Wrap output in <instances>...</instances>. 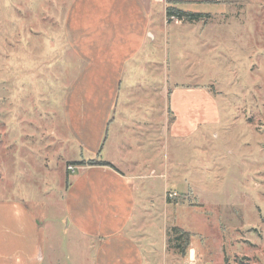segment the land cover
<instances>
[{"label":"crops","instance_id":"1","mask_svg":"<svg viewBox=\"0 0 264 264\" xmlns=\"http://www.w3.org/2000/svg\"><path fill=\"white\" fill-rule=\"evenodd\" d=\"M4 1L0 0L3 8ZM164 1L162 25H180L196 21H168L167 1H176L178 8L177 2L216 4L217 0H56L40 8L46 13L41 19L29 9L27 29L21 36L14 35L19 20L13 16L8 20L9 52L4 51L5 36L0 35L2 63L17 61L24 44L35 59L44 53L41 64L47 57L50 65L58 59L63 43L72 51L73 78L61 86L59 109L54 107L56 112L51 113L53 102L47 96L52 97L56 85H46L37 103L41 101L48 113L44 120L31 115V123L42 125H51V115L58 118L60 129L54 142L67 149L64 162L75 166L52 202L73 232L71 264H145L133 224L135 217L143 219V188L149 180L152 185L154 179H162V197L169 202L164 197L169 185V190L177 191V183L186 184L180 173L179 144L195 133L205 136L213 122L211 90L196 80L181 83L169 78L164 52L158 57L149 54L159 40L153 29L156 5ZM44 27L46 36L41 37L37 30ZM40 38L46 39L43 47ZM62 64L51 72L62 75ZM17 78L13 67H0V264H43L44 221L19 195L16 170L19 162L24 163L18 160L25 146L19 145L21 133L13 125L18 124L25 86ZM35 111L38 118L42 116ZM165 140L172 144L169 154L176 163L171 174L163 158ZM89 160L105 161L114 168L72 164ZM3 176L10 182H1ZM55 261L52 257L47 264Z\"/></svg>","mask_w":264,"mask_h":264},{"label":"rangeland","instance_id":"2","mask_svg":"<svg viewBox=\"0 0 264 264\" xmlns=\"http://www.w3.org/2000/svg\"><path fill=\"white\" fill-rule=\"evenodd\" d=\"M54 1L5 0L4 8L0 2V35L5 36L7 44L4 51L9 52L12 46L11 33H7L11 27L8 20L12 16L19 20L14 35L21 36L29 9H33L31 15L41 19L46 14L41 9ZM176 4L190 12L211 13L192 24L162 25L165 1L157 2L153 29L159 40L158 45L151 46L149 54L158 57L164 52L165 73L169 78L181 83L196 80L211 90L213 122L205 136L195 133L179 144L180 173L186 184L177 183V191L169 190V185L167 191L176 193L172 197L166 195L167 191L164 193L169 202L165 203L162 197V179H154L152 185L150 180L145 184V210L143 219L134 218V237L145 264H184L190 259V264H264V0ZM37 33L45 37L46 27L38 28ZM40 39L44 41L42 47L45 46L46 39ZM30 51L24 44L20 60L0 62V67H13L17 79L25 86L20 93L18 124L13 125L21 133L19 145L25 146L21 148L20 160L15 156L24 162L23 165L19 162L16 170L19 195L44 221L43 264L52 257L58 260L55 264H71L68 255L73 232L52 203L58 199L64 182L66 185L70 171L69 164L64 162L67 149L54 142L60 122L51 115V125L31 123V115L37 117L35 120H44L48 113L41 101L37 103L38 94L46 90V85H56L52 97L47 96L53 102L51 113L56 112L54 107L59 109L61 86L73 78L75 64L72 51L64 43L60 59L51 65L47 63L49 57L46 63L39 62L44 53L35 59ZM62 61V75L51 72L60 69ZM35 110L42 116L38 118ZM164 145L163 158L168 164L167 173L171 174L176 170L169 154L172 144L165 140ZM1 180L10 182L6 176ZM174 226L191 234L185 251L168 240L173 237Z\"/></svg>","mask_w":264,"mask_h":264},{"label":"trees","instance_id":"3","mask_svg":"<svg viewBox=\"0 0 264 264\" xmlns=\"http://www.w3.org/2000/svg\"><path fill=\"white\" fill-rule=\"evenodd\" d=\"M175 2L176 1L166 2L165 15L168 21H170L171 19H175V20L178 19V20H185L192 22V21L200 20L206 16H209L207 13L190 12L177 8L176 6H174ZM72 164L103 165L114 168L112 164L100 160L79 161V162H73ZM166 200L169 201L168 199ZM172 232H173V237L168 239L169 242H173L172 245L176 246V248L178 249L182 247V251L183 250L185 251L190 243L191 234L189 232L183 231L182 229L176 226L172 227Z\"/></svg>","mask_w":264,"mask_h":264},{"label":"built area","instance_id":"4","mask_svg":"<svg viewBox=\"0 0 264 264\" xmlns=\"http://www.w3.org/2000/svg\"><path fill=\"white\" fill-rule=\"evenodd\" d=\"M67 169L70 170V171H74V170H75V166L69 164V165L67 166ZM166 195H167L168 197H172V196H175L176 193H175V192H168V191H167ZM166 199H167V198H166ZM189 259H190V258H189ZM190 263H191V259H190L189 263L186 262V263H184V264H190Z\"/></svg>","mask_w":264,"mask_h":264}]
</instances>
